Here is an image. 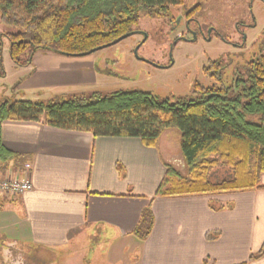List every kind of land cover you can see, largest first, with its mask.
Returning <instances> with one entry per match:
<instances>
[{
	"label": "crops",
	"instance_id": "obj_1",
	"mask_svg": "<svg viewBox=\"0 0 264 264\" xmlns=\"http://www.w3.org/2000/svg\"><path fill=\"white\" fill-rule=\"evenodd\" d=\"M24 71L12 94L27 89L44 95L105 78L90 55L37 52ZM174 131H166L156 148H148L133 138H94L40 123L2 122L1 145L18 158L0 162V176L26 174L32 189L22 195L0 194V264H21L26 251L59 253L91 229L130 237L150 201L154 225L141 241L138 264L246 262L264 242V188L154 198L172 160L167 136L177 137ZM259 182L264 187V174ZM209 203L231 208L213 211ZM206 233L218 237L207 240ZM248 264H264V257Z\"/></svg>",
	"mask_w": 264,
	"mask_h": 264
},
{
	"label": "trees",
	"instance_id": "obj_2",
	"mask_svg": "<svg viewBox=\"0 0 264 264\" xmlns=\"http://www.w3.org/2000/svg\"><path fill=\"white\" fill-rule=\"evenodd\" d=\"M184 0H0V23L13 29L4 33L15 67L31 65L33 55L48 52L85 57L114 45L131 33L142 16L170 17ZM197 7L185 13L191 18ZM171 20V19H170ZM172 21V20H171ZM220 61H210L204 72L213 80L209 87L193 85L189 98L158 100L138 90L72 95L41 101L0 102V126L4 121L34 122L65 131L89 133L94 138H133L156 148L167 130L179 134L184 172L166 165L154 198L218 195L264 188V53L253 56L236 71L229 86L222 79ZM0 77L4 73L0 70ZM18 156L1 145L0 162ZM229 167L231 178L209 180L210 171ZM117 170L122 173L121 166ZM219 211L231 205L209 203ZM154 225L151 201L140 213L132 235L146 240ZM218 233H206L212 240ZM264 257V242L251 253L248 264Z\"/></svg>",
	"mask_w": 264,
	"mask_h": 264
},
{
	"label": "rangeland",
	"instance_id": "obj_3",
	"mask_svg": "<svg viewBox=\"0 0 264 264\" xmlns=\"http://www.w3.org/2000/svg\"><path fill=\"white\" fill-rule=\"evenodd\" d=\"M195 7L197 11L190 20L185 21L184 17L180 20V16ZM13 32L0 23V70L4 73V77H0V102L26 100L29 96L33 97L32 101L48 102L92 92L107 95L115 91L138 90L173 103L192 96L194 83L203 87L213 84L204 72L210 61L221 62L223 83L229 86L236 71H242L253 56L264 53V0H184L182 6L171 10L170 17L142 16L132 35L90 55L105 76L102 81L77 88L55 89L44 95L27 89L11 93L19 79L26 75V67H15L9 57L8 41L3 34ZM192 32L197 39L187 42ZM174 132L177 137L172 133L167 136V150L172 159L169 166L184 172L178 158L179 135ZM164 141L165 138L162 143ZM230 178L231 170L224 165L209 173V180L215 183ZM70 244L74 245L52 253V257L40 251L37 254L26 251L21 254L20 262L138 264L141 241L133 235L120 239L111 230L91 229ZM28 253L32 257L30 260Z\"/></svg>",
	"mask_w": 264,
	"mask_h": 264
},
{
	"label": "built area",
	"instance_id": "obj_4",
	"mask_svg": "<svg viewBox=\"0 0 264 264\" xmlns=\"http://www.w3.org/2000/svg\"><path fill=\"white\" fill-rule=\"evenodd\" d=\"M32 189V183L26 174L22 177L0 176V194L22 195Z\"/></svg>",
	"mask_w": 264,
	"mask_h": 264
},
{
	"label": "flooded vegetation",
	"instance_id": "obj_5",
	"mask_svg": "<svg viewBox=\"0 0 264 264\" xmlns=\"http://www.w3.org/2000/svg\"><path fill=\"white\" fill-rule=\"evenodd\" d=\"M182 17H184L183 19H184L185 21H188V20L191 19V18L188 19V18H186L185 15H183V16H180V20H181ZM188 25H189V24H188ZM193 36H195V39L193 40V42L196 41L197 37H196V34L193 33V32H192V34H191V38H190V39H186V41H187V42H192L191 40H192ZM202 38L204 39L203 34H202Z\"/></svg>",
	"mask_w": 264,
	"mask_h": 264
},
{
	"label": "water",
	"instance_id": "obj_6",
	"mask_svg": "<svg viewBox=\"0 0 264 264\" xmlns=\"http://www.w3.org/2000/svg\"><path fill=\"white\" fill-rule=\"evenodd\" d=\"M133 33H134V32L129 33V34H127V35H125V36L119 38L117 41L114 42V44L120 42L121 40H123V39H125V38H127V37H129V36L132 35ZM208 34H209V32H208ZM145 38H146V36L144 35V40H145ZM194 39H195V36H193L192 41H193ZM134 54L136 55V50H134Z\"/></svg>",
	"mask_w": 264,
	"mask_h": 264
}]
</instances>
